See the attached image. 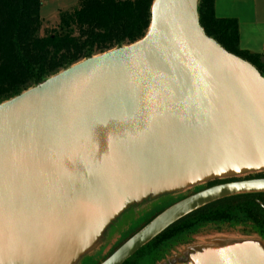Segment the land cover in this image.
Listing matches in <instances>:
<instances>
[{"label":"water","instance_id":"water-1","mask_svg":"<svg viewBox=\"0 0 264 264\" xmlns=\"http://www.w3.org/2000/svg\"><path fill=\"white\" fill-rule=\"evenodd\" d=\"M197 2L153 0L142 39L0 103V258L70 257L123 184L146 191L264 165V78L205 34ZM254 191L264 177L187 195L98 264H122L193 210Z\"/></svg>","mask_w":264,"mask_h":264},{"label":"trees","instance_id":"trees-1","mask_svg":"<svg viewBox=\"0 0 264 264\" xmlns=\"http://www.w3.org/2000/svg\"><path fill=\"white\" fill-rule=\"evenodd\" d=\"M152 2L78 0L75 8L59 10L56 25L46 26L39 35L43 26L39 15L41 0H0V103L79 61L142 39L149 28ZM213 6L214 0L197 2L198 20L205 34L229 53L253 65L264 78L260 57L239 47L237 20L216 17ZM263 177L264 171L214 179L203 188ZM162 210L148 216L136 231ZM209 226L242 227L244 235H257L264 252V191L226 196L193 210L122 264H140L163 249L188 242ZM134 233L135 230L126 239Z\"/></svg>","mask_w":264,"mask_h":264},{"label":"rangeland","instance_id":"rangeland-1","mask_svg":"<svg viewBox=\"0 0 264 264\" xmlns=\"http://www.w3.org/2000/svg\"><path fill=\"white\" fill-rule=\"evenodd\" d=\"M77 5L78 0H41L39 15L43 26L39 35L43 34L46 26L56 25L59 10L72 9ZM261 171H264V165L236 168L199 178L190 183L149 187V190L146 191L132 190L127 184H123L120 190L123 194L119 195V204L116 209L109 212L106 211L107 209L99 210L101 213L103 211L107 214L115 212L111 216L99 218L97 230L89 236L85 245L70 257L58 263L49 264H98L97 262L105 259L122 244V241L130 233L134 230L136 232V229L148 216L165 209L197 190L203 189L208 181L220 178H238ZM90 210L92 211V209ZM93 213H98V211ZM244 232L245 229L239 226L231 228L209 226L192 236L188 242L175 245L167 250L163 249L155 255L156 257L147 258L140 264H204L219 256L218 252L233 250V248H242V251L246 249L262 254L261 241L257 235H244ZM27 260L23 256H5L0 258V264H29Z\"/></svg>","mask_w":264,"mask_h":264},{"label":"crops","instance_id":"crops-1","mask_svg":"<svg viewBox=\"0 0 264 264\" xmlns=\"http://www.w3.org/2000/svg\"><path fill=\"white\" fill-rule=\"evenodd\" d=\"M213 9L216 17L237 20L241 49L264 55V0H214Z\"/></svg>","mask_w":264,"mask_h":264},{"label":"bare ground","instance_id":"bare-ground-1","mask_svg":"<svg viewBox=\"0 0 264 264\" xmlns=\"http://www.w3.org/2000/svg\"><path fill=\"white\" fill-rule=\"evenodd\" d=\"M242 251L241 249H234L229 251L218 252L215 259H212L204 264H261L264 262V252L258 254V252Z\"/></svg>","mask_w":264,"mask_h":264}]
</instances>
